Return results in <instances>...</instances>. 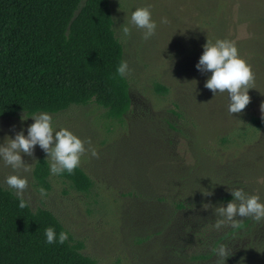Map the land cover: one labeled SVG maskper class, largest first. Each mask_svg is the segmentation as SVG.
Returning <instances> with one entry per match:
<instances>
[{
	"label": "rangeland",
	"instance_id": "rangeland-1",
	"mask_svg": "<svg viewBox=\"0 0 264 264\" xmlns=\"http://www.w3.org/2000/svg\"><path fill=\"white\" fill-rule=\"evenodd\" d=\"M109 1L131 69V109L113 118L90 102L49 113L56 130L90 139L99 152L81 163L93 184L81 191L50 170V188L39 185L33 170L46 153L37 145L35 158L23 154L32 169L20 173L28 179L24 198L34 210H51L97 264H215L212 248L220 244L231 250L226 264H264V222L242 218L249 226L217 230L213 210H203L204 203L226 206L228 188L264 202V124L253 121L262 118L264 103V0ZM144 6H151L155 35L144 40L133 27L122 40V24ZM208 39L235 42L252 65L257 89L249 90L242 113L229 114L227 93L215 96L204 87L211 73L196 65ZM33 115L0 117V144L21 130L27 135ZM12 174L0 159V184L9 188ZM208 190L213 195L205 197Z\"/></svg>",
	"mask_w": 264,
	"mask_h": 264
},
{
	"label": "trees",
	"instance_id": "trees-1",
	"mask_svg": "<svg viewBox=\"0 0 264 264\" xmlns=\"http://www.w3.org/2000/svg\"><path fill=\"white\" fill-rule=\"evenodd\" d=\"M121 61L124 48L109 0H0V117L57 113L95 102L109 117L121 118L132 104L127 77L110 78ZM253 121L264 124V118ZM33 173L39 185L50 188L44 156ZM60 175L81 191L93 184L81 166ZM19 203L12 189L0 184V264H97L83 252L84 241L51 210L30 204L21 209ZM249 223L246 219L239 228ZM47 227L57 237L68 232L69 239L47 244Z\"/></svg>",
	"mask_w": 264,
	"mask_h": 264
},
{
	"label": "clouds",
	"instance_id": "clouds-1",
	"mask_svg": "<svg viewBox=\"0 0 264 264\" xmlns=\"http://www.w3.org/2000/svg\"><path fill=\"white\" fill-rule=\"evenodd\" d=\"M161 23H168L167 18H162ZM143 32V39L148 40L155 35L157 23L152 18L151 6L139 7L132 12L130 20L121 26V39L130 38L132 28ZM204 51L196 67L201 73H211L204 87L212 91L215 96L218 93H227L229 97V114L242 113L251 102L249 90L255 87V72L252 65L239 54L235 42L227 39H218L214 43L209 39L203 45ZM131 69L127 61H121L116 69V74L110 78H125L130 75ZM257 89V88H256ZM214 96V97H215ZM262 118H264V103L261 104ZM34 123L28 126L27 135L24 131L16 133L15 138L8 137L5 143L0 144V159L6 166H10L15 173L6 178L9 188L15 190L19 198L21 209L28 207L29 201L25 200L24 193L28 188L26 175L30 173L31 166L23 159V154L34 157L37 145L46 153V160H50V170L53 175H59L65 171L69 174L81 166L82 158L89 154L99 158V152L92 146L91 140H84L74 134L68 128L56 130L53 117L48 112H41L31 116ZM22 119H27L25 116ZM232 199L225 206H214L204 203L203 210L212 209L215 217L214 227L220 230L222 227L231 226L239 228L242 218H252L256 222H264V202L259 195L249 194L243 188H228ZM39 194L42 198L48 196L45 188L41 187ZM205 197L213 195L211 190L202 191ZM46 243L51 245L57 242L64 244L69 239L66 231L57 233L53 227L45 229ZM215 264H226L232 256L230 248L226 244L213 247Z\"/></svg>",
	"mask_w": 264,
	"mask_h": 264
}]
</instances>
